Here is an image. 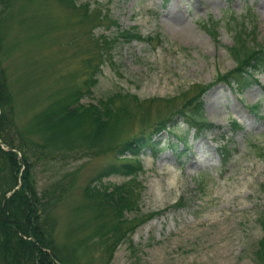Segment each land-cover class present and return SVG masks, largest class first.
I'll list each match as a JSON object with an SVG mask.
<instances>
[{"label": "rangeland", "instance_id": "rangeland-1", "mask_svg": "<svg viewBox=\"0 0 264 264\" xmlns=\"http://www.w3.org/2000/svg\"><path fill=\"white\" fill-rule=\"evenodd\" d=\"M75 3L77 7L65 0H40L25 10L24 20L11 25V50L3 66L19 127L51 99L81 86L97 64V81L79 102L96 103L116 91L137 96L143 110L129 109L114 132L116 142L126 139L140 124L178 108L201 85L231 70L236 61L227 48L237 30L253 29L264 44V0ZM122 29L142 36L160 32L163 39L126 41L117 35ZM254 77L258 82L250 79L237 87L221 81L204 92L201 114L211 126L196 132L183 115L176 116L153 137L154 146L141 150L138 209L126 216L152 215L121 237L109 260L99 237H86L93 220L89 206L83 205V191L107 162L128 154L115 155L112 149L36 163L38 190L54 180L57 170L76 174L73 187L51 212L56 243L70 237L85 240L78 264H257L254 250L264 232L259 222L264 212V70ZM233 120L240 127L233 129ZM123 180L118 174L101 182ZM77 216L86 226L66 238Z\"/></svg>", "mask_w": 264, "mask_h": 264}, {"label": "trees", "instance_id": "trees-1", "mask_svg": "<svg viewBox=\"0 0 264 264\" xmlns=\"http://www.w3.org/2000/svg\"><path fill=\"white\" fill-rule=\"evenodd\" d=\"M39 1L0 0V264H78L79 246L85 240L70 237L67 243L58 245L54 237L56 221L51 216L53 206L64 200L66 192L73 187L76 174L72 170H57L54 180L38 190L35 164L62 161L66 157L96 156L114 149L115 155H128L107 162L88 180L83 191L86 200L83 205L89 206L93 220L87 225L91 228L86 237H99V245L109 260L121 237L152 215L142 214L134 220L126 216L127 212L138 209L141 184L136 182V177L142 170L138 160L141 150L145 146H154L157 142L153 137L165 130L176 116L183 115L186 125L196 132L211 126L201 114V96L221 81L234 83L237 87L246 85L250 79L258 82L254 74L264 70V44L257 41L253 29L250 32L244 28L237 30L234 44L227 48L236 61L231 70L220 72L209 84L201 85L178 108L147 125L140 124L138 132L126 139L116 142L114 132L129 116V109L141 107L137 96L116 91L96 103L79 102L83 95L91 93L97 81V64L94 70L92 66L81 86L51 99L30 116L25 127H19L14 121V96L3 58L11 50L8 35L12 23L24 20L25 10L35 7ZM65 1L77 7L75 0ZM112 22L117 25L115 20ZM117 35L126 41L153 39L161 42L163 39L160 32L142 36L132 29H122ZM26 82L23 81L21 86ZM130 102L132 106H129ZM231 124L233 129L240 127L235 120ZM224 149H219L221 156L224 152L227 155ZM118 174L125 177L119 184L101 182L103 177ZM82 207L78 209L80 212ZM80 217L73 219V227L66 233V238L75 233L76 228L86 226L79 222ZM259 222L264 231V212L259 216ZM254 251L257 264H264V232Z\"/></svg>", "mask_w": 264, "mask_h": 264}, {"label": "clouds", "instance_id": "clouds-1", "mask_svg": "<svg viewBox=\"0 0 264 264\" xmlns=\"http://www.w3.org/2000/svg\"><path fill=\"white\" fill-rule=\"evenodd\" d=\"M174 182V181H173Z\"/></svg>", "mask_w": 264, "mask_h": 264}]
</instances>
